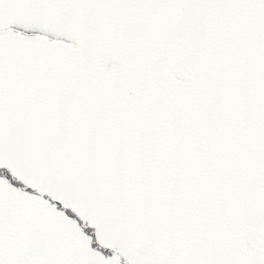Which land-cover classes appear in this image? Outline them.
<instances>
[{"label": "snow or ice", "instance_id": "1", "mask_svg": "<svg viewBox=\"0 0 264 264\" xmlns=\"http://www.w3.org/2000/svg\"><path fill=\"white\" fill-rule=\"evenodd\" d=\"M0 264H264V0H0Z\"/></svg>", "mask_w": 264, "mask_h": 264}]
</instances>
